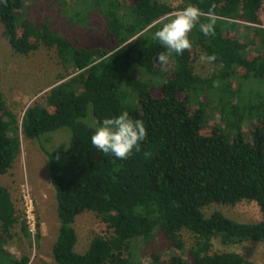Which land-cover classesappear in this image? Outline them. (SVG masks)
<instances>
[{
    "label": "trees",
    "instance_id": "obj_1",
    "mask_svg": "<svg viewBox=\"0 0 264 264\" xmlns=\"http://www.w3.org/2000/svg\"><path fill=\"white\" fill-rule=\"evenodd\" d=\"M93 2L88 13L98 16L94 29L108 45L78 46L56 29L55 13L34 11L28 0H0L3 36L11 47L22 54L55 47L70 72L45 103L27 107L22 121L0 86V174L21 155V134L41 142L60 220L56 264H141L137 251L143 244L152 249L151 264H255L239 252L215 250L214 240L264 241V0ZM188 2L205 13L215 5V34L204 37L193 29V47L172 54L165 70L156 61L164 48L153 33ZM65 8L55 5L56 12ZM200 50L217 57L211 76L195 71ZM91 105L94 119L125 110L143 119L148 138L140 150L116 159L95 149L84 120ZM217 110L219 121L211 120ZM63 127L71 130L70 141L49 150L43 136ZM244 200L259 205L260 220L205 212L212 203ZM86 211L107 228L79 252L75 222ZM19 215L12 192L0 183V264H37L6 248L19 222L31 235ZM184 230L195 235L189 257L164 259L157 241L185 249ZM40 231L39 223L37 237Z\"/></svg>",
    "mask_w": 264,
    "mask_h": 264
},
{
    "label": "rangeland",
    "instance_id": "obj_2",
    "mask_svg": "<svg viewBox=\"0 0 264 264\" xmlns=\"http://www.w3.org/2000/svg\"><path fill=\"white\" fill-rule=\"evenodd\" d=\"M35 11L44 8L49 13H55L52 18L57 24L56 29L67 39L72 40L78 46L108 45L105 36L99 37V32L94 29L99 18L95 14L89 15L91 7L95 6L93 0H54L58 6L66 4L64 11H55L53 0H28ZM174 6L182 0H162ZM127 3V0H121ZM123 4V5H124ZM33 12L28 10L27 16ZM264 27V8L261 13ZM94 24V25H93ZM93 26V27H92ZM194 62L195 71L208 77L213 74L215 64L201 62L199 56ZM69 68L61 61L55 47L41 45L37 50L22 54L16 52L3 36V23L0 20V86L5 94L10 108L18 114L22 121L25 110L35 102L45 103L50 89L58 83L68 79ZM220 112L213 111L211 120L219 121ZM85 122L92 125L94 117L92 105L90 113L84 118ZM210 122V121H209ZM212 123V122H210ZM71 130L67 127L60 128L43 136L42 142L49 150L63 142L70 141ZM22 153L8 172L0 174V183L6 186L13 195L19 213L24 219L23 190L29 189L36 205L38 224L40 223V237L36 233L26 235L19 222L13 228V236L6 244V248L21 257L27 255L31 263L56 264L53 256V246L56 242L60 220L57 210L56 190L51 181L47 155L36 139H29L21 134ZM219 209L229 217L239 221H258L262 218L259 205L255 201L244 200L236 205L212 203L205 208L209 215ZM19 215V216H20ZM75 227L78 232L76 250L84 252L97 234L106 231V224L93 211H86L77 216ZM38 229V226H37ZM182 238L186 243L185 249L170 247L162 239L157 241V247L162 250L163 258L171 254H181L189 257L188 248L195 242V235L188 230L182 232ZM166 247V248H165ZM214 249L218 251H236L255 264H264V241L245 240L226 243L221 238L214 240ZM138 256L141 264H151L153 260L152 249L147 245L139 248Z\"/></svg>",
    "mask_w": 264,
    "mask_h": 264
},
{
    "label": "clouds",
    "instance_id": "obj_3",
    "mask_svg": "<svg viewBox=\"0 0 264 264\" xmlns=\"http://www.w3.org/2000/svg\"><path fill=\"white\" fill-rule=\"evenodd\" d=\"M201 17H206V20H201ZM216 25L215 5L205 13L197 4L188 2L183 8L170 14L153 33L152 38L164 48V51L156 55L157 63L166 70L172 54L179 56L193 47L194 41L190 37L193 29H197L204 37H210L215 34ZM199 59L201 62L211 63L217 57L214 53H201ZM91 127V145L116 159H127L134 150L139 151L148 138L144 120L133 118L126 110L102 119L96 118Z\"/></svg>",
    "mask_w": 264,
    "mask_h": 264
},
{
    "label": "built area",
    "instance_id": "obj_4",
    "mask_svg": "<svg viewBox=\"0 0 264 264\" xmlns=\"http://www.w3.org/2000/svg\"><path fill=\"white\" fill-rule=\"evenodd\" d=\"M23 201H24V219L29 227V230L33 233L37 232L38 220L36 213V205L30 190H23Z\"/></svg>",
    "mask_w": 264,
    "mask_h": 264
}]
</instances>
